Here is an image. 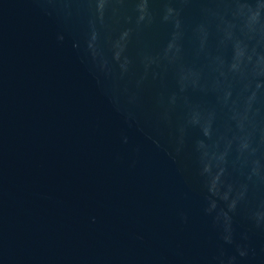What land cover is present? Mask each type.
<instances>
[{
    "label": "water",
    "instance_id": "95a60500",
    "mask_svg": "<svg viewBox=\"0 0 264 264\" xmlns=\"http://www.w3.org/2000/svg\"><path fill=\"white\" fill-rule=\"evenodd\" d=\"M0 264H264V0H0Z\"/></svg>",
    "mask_w": 264,
    "mask_h": 264
}]
</instances>
